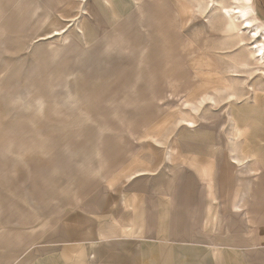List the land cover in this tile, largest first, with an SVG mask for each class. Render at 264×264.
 <instances>
[{"label":"rangeland","instance_id":"374dc122","mask_svg":"<svg viewBox=\"0 0 264 264\" xmlns=\"http://www.w3.org/2000/svg\"><path fill=\"white\" fill-rule=\"evenodd\" d=\"M231 1L0 0V264H55L138 172L185 203L194 164L202 264H264V59Z\"/></svg>","mask_w":264,"mask_h":264},{"label":"crops","instance_id":"0c3cea01","mask_svg":"<svg viewBox=\"0 0 264 264\" xmlns=\"http://www.w3.org/2000/svg\"><path fill=\"white\" fill-rule=\"evenodd\" d=\"M259 9L255 6V11ZM231 161L234 165L243 164L235 154ZM189 169L198 182L189 185L193 197H186L185 203L181 199L170 200V195L163 189L154 191L141 186L148 180L146 172L133 174L117 190L119 194L111 213L97 216L95 236L87 237V226L84 225L87 220L83 219L81 230L72 233L75 239L52 241L54 245L64 247L57 248L55 254L52 251L51 259L57 258L55 264H202V235L195 230L186 233L185 223L191 220L186 219L185 212L187 206L191 208L198 204L194 191L199 190L204 173L198 164ZM184 189L187 190L186 185ZM235 207L240 210L237 204ZM191 240L193 244L187 242Z\"/></svg>","mask_w":264,"mask_h":264},{"label":"bare ground","instance_id":"6f19581e","mask_svg":"<svg viewBox=\"0 0 264 264\" xmlns=\"http://www.w3.org/2000/svg\"><path fill=\"white\" fill-rule=\"evenodd\" d=\"M253 11L254 5L252 0H232L229 5L222 6V12L225 17L231 20L238 30H242L241 33L244 31L248 32L247 38L250 40L252 44L251 48L253 49H251V54H255L259 59H264V28H262L263 25H254V17H250V12Z\"/></svg>","mask_w":264,"mask_h":264}]
</instances>
